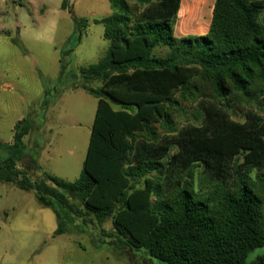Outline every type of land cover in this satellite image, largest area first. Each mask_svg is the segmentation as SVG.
<instances>
[{"label": "trees", "instance_id": "1", "mask_svg": "<svg viewBox=\"0 0 264 264\" xmlns=\"http://www.w3.org/2000/svg\"><path fill=\"white\" fill-rule=\"evenodd\" d=\"M109 2L110 50L82 68L101 83L83 86L98 103L82 175L22 169L32 130L22 119L0 144V182L53 208L57 234L112 219L124 244L166 264H264L248 261L264 247V0H215L208 33L186 37L175 36L182 0ZM174 114L195 123L180 130ZM160 128L176 140L160 143Z\"/></svg>", "mask_w": 264, "mask_h": 264}, {"label": "rangeland", "instance_id": "2", "mask_svg": "<svg viewBox=\"0 0 264 264\" xmlns=\"http://www.w3.org/2000/svg\"><path fill=\"white\" fill-rule=\"evenodd\" d=\"M214 5L215 0H182L175 36H202L210 28ZM111 13L109 0H0V144L12 143L17 122L36 109L33 121L46 124L53 143L39 152L35 169L30 156L20 167L37 179L51 174L74 182L82 175L98 103L83 86L101 87L99 81L86 80L82 68L109 52L101 20ZM174 119L180 130L195 123L193 114H174ZM159 130L160 143L176 140L178 131ZM7 156L0 149V157ZM201 173H195L196 188L207 192L212 183ZM112 222L85 225L76 219L57 234L53 208L33 192L0 182V264H166L124 244L113 234ZM260 255L264 247L248 261Z\"/></svg>", "mask_w": 264, "mask_h": 264}, {"label": "crops", "instance_id": "3", "mask_svg": "<svg viewBox=\"0 0 264 264\" xmlns=\"http://www.w3.org/2000/svg\"><path fill=\"white\" fill-rule=\"evenodd\" d=\"M208 31L209 30H207L204 34L201 35L207 34ZM47 113H48V109L45 110L44 114ZM30 114H32V117L29 118V120L32 121V130L30 134L25 138V143L27 146L26 157L27 156L31 157L32 160L30 161L31 164L29 165H31V167L32 168L34 167L33 169H35L37 167L39 160V152L41 150H46L48 147L52 146L53 140L48 136V134L45 131V130H49L47 127L45 129L46 124L38 125L37 122L33 121V119L35 118L34 117L35 115L33 114H37L36 109Z\"/></svg>", "mask_w": 264, "mask_h": 264}]
</instances>
